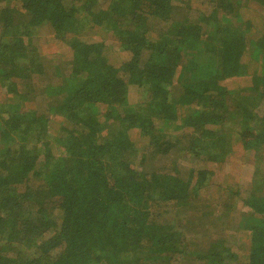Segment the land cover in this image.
Wrapping results in <instances>:
<instances>
[{"label":"trees","instance_id":"1","mask_svg":"<svg viewBox=\"0 0 264 264\" xmlns=\"http://www.w3.org/2000/svg\"><path fill=\"white\" fill-rule=\"evenodd\" d=\"M249 1L200 0L187 21L172 13L189 0H0V264H264V0L255 21ZM43 24V44L24 41ZM48 41L70 68L38 99L28 77ZM135 129L151 157L176 148L195 165L137 171ZM234 143L252 153L247 184L225 192L247 211L232 230L245 242L187 237Z\"/></svg>","mask_w":264,"mask_h":264},{"label":"rangeland","instance_id":"2","mask_svg":"<svg viewBox=\"0 0 264 264\" xmlns=\"http://www.w3.org/2000/svg\"><path fill=\"white\" fill-rule=\"evenodd\" d=\"M189 1L193 4H196H194L193 7H188L184 3H179L178 6H176V10H174L172 13L175 20L186 19L187 21H197V18L199 15H201V12L197 9V7L200 6V0ZM254 4V0H251L249 1L246 8L240 10V14L243 15L244 19L249 18L255 21L257 14H261L263 12L262 10L255 7ZM50 34L51 29L49 26L43 24L33 28L29 40L27 37H24V41L30 43L33 46L37 44H43L45 39L49 37ZM105 43H107V45L110 44V49L112 51L109 54L108 50L107 55L110 57V55L112 56L113 52L114 62H116V64L124 61V59L127 58L126 52H122L117 49V43L112 37L109 36ZM57 46L58 45L53 41H48L45 44V46L42 48V50L45 52L43 55L44 60L41 61L40 65L34 67L33 71H38V73H33L30 77H28V79L33 81L35 87L41 90L40 94L37 95L39 96L38 99L45 95L43 90L44 83H47L49 80L55 84H59L61 81V83H63L65 80L62 77L65 75V72L69 71L70 57L61 51H58L59 47ZM26 60L28 61L29 59L26 58ZM57 70H59V74L57 73ZM28 71L32 72V68H30ZM240 78L242 77H238L234 80L228 79L226 81V85L228 88H236L249 84V80ZM129 93V101L131 103H135L138 100L137 91L130 89ZM3 98V89L0 87V101H2ZM254 110L256 111L257 116H259L264 112V105L260 103L259 106H255ZM57 118L58 116H56V119ZM55 127L56 126H54L53 123L49 124V131L51 134H53ZM233 127L235 126L233 125ZM129 135L133 141L134 147L136 148V152L133 153L131 157H128V160L130 161V165L137 171L149 172L151 169H154L156 172H165L168 170L172 171L176 165L180 173L185 172V167H187L189 161L182 160V156L180 154L181 151L178 149H170V151L166 154L159 156L155 155L151 157L152 150L148 149V143L150 141L149 136L140 133L138 129L131 130ZM251 154V152H245L239 145L234 143V145L231 147L230 155L227 156L225 158V162L221 164L223 169H217L216 177L213 178L212 181L213 183L209 184L207 188L200 192L198 197L194 199V205L197 204L195 207L198 210H208L211 215L205 218L206 220L204 222L201 221L202 225L199 223L200 225L196 227L197 234L193 235L192 231H190V233L186 232L187 237H203L202 241H204L206 238L216 233L215 235H223L229 241L240 239V241L245 242V238H243L244 236H240L239 233H236L232 230L234 228L233 225L238 222L241 214L246 210L245 208L241 206L239 207V205L234 203V198L225 192L230 190L229 187L234 181L243 186L247 184L249 179L248 177L251 174ZM189 163L195 165V163ZM233 203L235 205L234 208ZM165 218L168 217L165 216L162 220Z\"/></svg>","mask_w":264,"mask_h":264}]
</instances>
